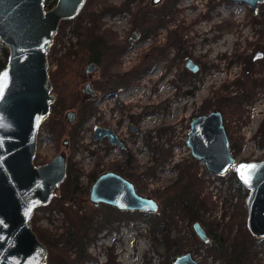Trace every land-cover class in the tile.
<instances>
[{
    "label": "rangeland",
    "instance_id": "374dc122",
    "mask_svg": "<svg viewBox=\"0 0 264 264\" xmlns=\"http://www.w3.org/2000/svg\"><path fill=\"white\" fill-rule=\"evenodd\" d=\"M92 2L81 6L79 16L65 20L63 26L59 23L47 49L54 98L38 128L33 161L40 163L65 151L67 164L79 171L80 191L74 188L72 176L65 175L49 200L33 210L35 219L30 222L35 232L52 241L59 239L50 243L43 264L69 260L62 248L74 254L69 238L81 217L93 230L86 245L89 256L63 264H158L161 260L165 264L163 231L152 230V216L161 212L169 222V236L176 240L175 251H190L199 264H225V257L214 242L197 236L195 220L207 230L214 229L225 242L240 232L251 245V257L244 264H264V238L249 237L242 218L231 221L234 203L239 202L228 178L235 165L223 174L213 173L185 143L191 117L219 108L235 163L264 158V53L253 58L258 49L264 52V1L256 12L247 2L234 0ZM95 28L121 34L136 28L143 32V40L132 48L121 45L115 62L109 63L113 56H105L98 69L88 72L82 42ZM78 30L82 35H77ZM188 57L198 65L195 71L186 67ZM111 74L121 79L126 75L127 80L109 96L113 89L104 80ZM102 75L107 77L99 79ZM248 75L256 83L240 94L238 106L235 100H219L239 95ZM87 81L96 95L82 89ZM68 111L75 112L73 119H66ZM128 121L136 123L139 131L128 133ZM96 124L110 125L127 140L122 146L94 140ZM106 169L120 172L138 192L155 198L158 211L119 210L90 201V185ZM190 173L201 181L200 196L211 195L199 211L184 209L176 199L167 200L166 191L179 174L187 180ZM108 213L113 219L105 226ZM213 220L214 227L208 223Z\"/></svg>",
    "mask_w": 264,
    "mask_h": 264
},
{
    "label": "water",
    "instance_id": "95a60500",
    "mask_svg": "<svg viewBox=\"0 0 264 264\" xmlns=\"http://www.w3.org/2000/svg\"><path fill=\"white\" fill-rule=\"evenodd\" d=\"M84 1L55 0L47 7L45 0H0V40L8 47L7 61L0 69V264H43L47 257L48 247L30 219L35 207L49 200L67 170L65 151L40 163L33 161L37 131L54 98L47 49L59 21L74 16ZM234 1H245L256 12L264 0ZM263 53L258 49L253 58ZM185 65L193 71L198 67L190 57ZM94 66L91 63L87 69ZM85 89L91 95L97 93L89 83ZM93 133L94 140L107 136L109 143L123 144L111 127L96 124ZM185 143L213 173L223 174L235 165L239 180L249 189L246 227L252 235L264 238V158L235 163L219 108L191 117ZM88 198L95 205L103 202L122 210L156 211L159 207L155 198L138 192L131 179L112 169L94 178ZM192 226L202 241H209L200 221ZM171 264L199 262L184 251Z\"/></svg>",
    "mask_w": 264,
    "mask_h": 264
},
{
    "label": "trees",
    "instance_id": "16d2710c",
    "mask_svg": "<svg viewBox=\"0 0 264 264\" xmlns=\"http://www.w3.org/2000/svg\"><path fill=\"white\" fill-rule=\"evenodd\" d=\"M92 1L93 0H87L86 5L92 4L93 3ZM54 3H55V0H45V4L47 7L53 5ZM7 57H8V47L2 40H0V69L5 65L7 61ZM243 82H244V85L242 84V90L239 92V95L237 96L224 95L219 100L225 101L227 103H230V101L232 102L235 100L238 106L239 102L241 101L239 98L240 94L245 92V89L246 88L248 89V86L255 85L256 79L254 80L253 77H249L248 75L243 78ZM233 106L237 107L236 105H233ZM87 114L90 115V113H87ZM87 114L86 116H88ZM75 138L77 139L78 136L76 135ZM71 170L74 171L73 174ZM66 175L67 177L72 176V179L75 181L73 185L75 186L74 188H77V190L80 191V186L78 184L79 183L78 181L79 171H77V169H75L72 166L71 162H69L67 166ZM188 176H190V178L185 180L184 175L179 174L176 180L169 186L168 190L166 191V194L168 192L167 200L170 201V200L176 199L179 205L183 207L184 209H187L190 211H197V210L199 211L200 208H205V206L209 203V201L211 200V195L208 194L207 196L206 195L200 196L201 186L198 187V184H201L200 179L196 176L195 173H190L188 174ZM228 178H229L230 185L235 188L237 192V200H239V202L235 201L234 203L235 212L233 213L231 217V221H234L237 217H239V218H242L245 222L246 215H247V209L245 206V198L248 194L249 189L245 187L239 180L236 174L235 166H233L231 175H229ZM161 213L159 214L155 213L154 216H152V219H153L152 220L153 222L152 230L160 229L161 231H163L162 237L160 239V245L163 248L164 253L167 254V259H166L165 264H171L173 257L180 252L175 251L176 240L169 236V230H170L169 222L166 220L165 216H163ZM31 218H34V217L31 216ZM81 218L82 219L80 221L75 223V231L74 230L72 231L70 238H69V240L72 241L71 246L75 247L73 251L74 254L72 255L71 252H67L69 248H66V250L62 248L61 253L67 255V257H69V260H67V258L66 259L57 258L54 261H52L51 264H63L66 261L68 262L71 261V263L82 262L84 261L86 257L89 256L88 251L86 250V245L92 239V236L88 238V235H89V232L93 230L87 224L85 225V223L83 222L84 218L83 217ZM112 219H113L112 214H109V213L106 214L104 216L105 226H110ZM214 221L216 220L208 221V223L211 226H213L215 223ZM32 228L33 229L35 228L36 230V227L32 226ZM207 231L210 236V239L209 241H204V242L210 243L212 241L216 244V246L218 247V250L224 254L225 264H244V262L248 260V257L250 256V250H251V245H249L250 241L248 240L247 237L242 236L240 232H237L234 239L229 240L228 242H225V240H222L219 238L218 234L216 233L214 229H209ZM36 233L38 237L47 245V247H50V243H53V241L55 242L59 241L58 238H55L52 241L51 240L52 238L50 236L38 233V231ZM249 237H252L256 241H259L260 239H262V238L252 235L250 232H249ZM227 243L228 245H226ZM70 255H72L73 258H71ZM158 264H164V263L161 260L158 262Z\"/></svg>",
    "mask_w": 264,
    "mask_h": 264
},
{
    "label": "flooded vegetation",
    "instance_id": "af4514ba",
    "mask_svg": "<svg viewBox=\"0 0 264 264\" xmlns=\"http://www.w3.org/2000/svg\"><path fill=\"white\" fill-rule=\"evenodd\" d=\"M86 1L87 0L84 1V3H83L84 5L82 4V6H84V7L87 6L86 5ZM79 10H78V12H80ZM78 12L74 16H79L81 14V13H78ZM74 16H72V17H74ZM70 18L71 17L63 18V19H61V20H63V22L60 20L59 23H61V26H63L65 20H68ZM98 25H97V28L99 29L100 26H98ZM58 26H59V24H58ZM77 35H79V36L82 35V31L78 30L77 31ZM119 36L121 38H118ZM142 38H143V32L141 30L136 29V28H130L128 31L123 32V34L117 32V30L112 29V28H110V29L108 28L106 32L105 31L96 32V28H95L94 32H91L90 34L87 35L86 41L82 42L83 49L86 52V60L88 62L86 64V67H85L86 70L88 72H91L93 70L98 69L99 65H101L103 63V61L105 59L104 57L108 56V55L113 56V60L111 62H109V63L115 62L116 58H118V55L121 52V45L123 47L125 46L127 48H132V47L136 46L138 42L143 40ZM91 63H93L95 65L94 66L95 68L93 67L92 70H88L87 66L89 64H91ZM126 73L128 74L127 76L131 77V75H129L128 72H126ZM107 76H108V78L105 79V77H107ZM107 76L102 75L99 79H103L104 78L105 80L104 79L103 80L105 81V84L111 83L110 87L113 89V91L109 92L110 93L109 96H112V95L116 94V89L119 88L120 85L125 80H127V78H126L127 76L125 75L126 77L124 76L123 79L120 78L121 76L119 74H111V75H107ZM109 78H112L111 79L112 81L109 80ZM87 83L90 84V82L87 81L84 84L82 89H85V86H86ZM104 88H105V86H104ZM134 106H136V105H134ZM65 116H67V113L65 114ZM74 116H75V112L69 114L66 117V119H68V118L73 119ZM67 124L69 125V120H68ZM99 125L111 127L110 125H106V124H99ZM94 126H93V128H94ZM111 128L116 132V134L118 135L119 139L124 144V142H125L124 140H127V138H123V136L115 128H113V127H111ZM134 131L138 132L139 131V126L136 123L132 122V121H128L127 122V132L130 133V132H134ZM101 139L104 142L109 143V141L107 140V136H103ZM96 140H100V139H96ZM110 144H112V143H110ZM114 144L119 145L117 143H114ZM122 145H119V146H122ZM67 166H68V164H67ZM106 170H108V169H106ZM103 171H105V170H103ZM103 171H101V172H103ZM206 195H208V194H206ZM100 203H103V202H100ZM108 205H110V204H108ZM119 210H122V209H119ZM157 211H158V209L156 211H151V212H157Z\"/></svg>",
    "mask_w": 264,
    "mask_h": 264
},
{
    "label": "snow or ice",
    "instance_id": "6c2138e0",
    "mask_svg": "<svg viewBox=\"0 0 264 264\" xmlns=\"http://www.w3.org/2000/svg\"><path fill=\"white\" fill-rule=\"evenodd\" d=\"M241 167H242V168H248V167H250V166L242 165Z\"/></svg>",
    "mask_w": 264,
    "mask_h": 264
}]
</instances>
